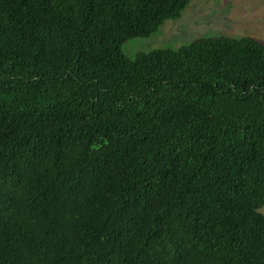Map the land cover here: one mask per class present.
I'll use <instances>...</instances> for the list:
<instances>
[{"label": "trees", "instance_id": "16d2710c", "mask_svg": "<svg viewBox=\"0 0 264 264\" xmlns=\"http://www.w3.org/2000/svg\"><path fill=\"white\" fill-rule=\"evenodd\" d=\"M191 0H0V264H264V44H123Z\"/></svg>", "mask_w": 264, "mask_h": 264}, {"label": "rangeland", "instance_id": "374dc122", "mask_svg": "<svg viewBox=\"0 0 264 264\" xmlns=\"http://www.w3.org/2000/svg\"><path fill=\"white\" fill-rule=\"evenodd\" d=\"M251 36L264 44V0H191L181 18L166 20L148 38L123 44L132 59L155 49H178L203 37ZM264 215V206L259 209Z\"/></svg>", "mask_w": 264, "mask_h": 264}]
</instances>
